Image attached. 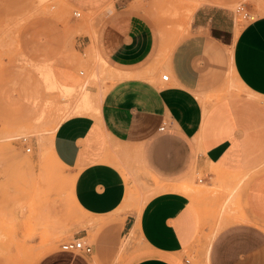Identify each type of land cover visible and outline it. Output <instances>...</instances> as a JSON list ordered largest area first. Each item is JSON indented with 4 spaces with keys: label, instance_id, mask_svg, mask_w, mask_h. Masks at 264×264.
<instances>
[{
    "label": "crops",
    "instance_id": "0c3cea01",
    "mask_svg": "<svg viewBox=\"0 0 264 264\" xmlns=\"http://www.w3.org/2000/svg\"><path fill=\"white\" fill-rule=\"evenodd\" d=\"M62 1L88 14L112 0ZM235 1L205 0L191 19L205 32L183 40L164 64L159 27L154 30L146 13L127 6L107 13L91 40L115 81L102 97L98 115L65 119L53 145L61 166L74 176L70 188L77 207L106 220L116 218L117 223L103 229L117 227L125 235L135 229L138 237L122 264H187L202 229L199 205L175 191L154 195L138 218L139 212L129 208L133 170L165 188L185 185L194 172H203L202 181L197 176L195 183L232 189L223 198L219 191L206 195L221 210L208 264H264V13L243 27L229 50L231 73L251 95L207 105L199 92L208 85L207 54L223 53L215 28H207L214 18L204 23L202 6L214 9L215 16ZM258 1L264 12V0ZM166 67L170 74L164 81L161 69ZM139 182L141 188L154 184L147 178Z\"/></svg>",
    "mask_w": 264,
    "mask_h": 264
},
{
    "label": "rangeland",
    "instance_id": "374dc122",
    "mask_svg": "<svg viewBox=\"0 0 264 264\" xmlns=\"http://www.w3.org/2000/svg\"><path fill=\"white\" fill-rule=\"evenodd\" d=\"M40 1L0 0V264H122L138 235H125L117 227L103 229L117 223L116 218L106 220L77 207L70 188L74 176L61 166L54 151V133L70 116H97V97L115 81L113 69L91 42L107 13L118 5L127 6L131 12L146 13L153 29L158 31L159 27L161 32L160 63L164 64L183 40L205 32L204 27L197 28L189 20V13L206 2L112 0L87 14L77 5L68 8L62 0ZM202 7L204 23L214 18L207 28H215L217 47L223 53L207 54L208 85L199 92L207 105L251 95L231 73L229 50L243 27L264 13L259 1L236 0L215 16L214 9ZM75 12H81V16L76 17ZM161 72L170 74V69L162 68ZM78 88V92L90 97V113L77 111ZM20 135L28 138L27 142L16 139ZM136 165L133 161L135 170ZM129 176L132 181L128 186L133 187L129 208L139 212L138 218L145 204L164 191L182 193L199 205L200 240L187 256L191 264H208L206 252L221 227V210L214 200L207 201L206 195L219 191V198H223L232 189H210L195 183L197 176L204 177L203 172H194L191 182L185 185L168 188L142 171L133 170ZM145 178L154 184L141 188L139 181ZM237 209L242 213L240 190ZM85 227H90L89 231L82 230ZM85 236L83 240L93 247L91 254L62 250L64 242Z\"/></svg>",
    "mask_w": 264,
    "mask_h": 264
},
{
    "label": "bare ground",
    "instance_id": "6f19581e",
    "mask_svg": "<svg viewBox=\"0 0 264 264\" xmlns=\"http://www.w3.org/2000/svg\"><path fill=\"white\" fill-rule=\"evenodd\" d=\"M42 1V0H41ZM40 1V2H41ZM43 2H45V0L43 1ZM229 6L230 7H232L233 6V4L232 3H229ZM195 11H196V8H194L193 10H191V12L189 13V20H191L192 19V17H193V14L195 13ZM51 65V64H50ZM103 71H104V73H105V70L104 69H102ZM107 73V72H106ZM110 73V72H109ZM112 73V72H111ZM110 73V74H111ZM101 74H103V73H101ZM113 74V73H112ZM111 74V75H112ZM96 75V74H95ZM104 75V74H103ZM114 76V75H113ZM117 76L119 77V78H121L122 77V75L121 74H117ZM114 77H116V76H114ZM236 79H237V77H236ZM113 82V81H112ZM111 83V82H110ZM82 86V85H81ZM105 86V85H104ZM107 86H109V85H107ZM80 87V86H79ZM84 87H86V83L84 84ZM84 87H82L81 88V90L83 91L84 90ZM110 88V86L108 87V88H105L103 91H102V93L100 94V96H98L97 97V99H96V105L97 106H99L100 105V102H101V99H102V97L104 96V94L108 91V89ZM78 90H80L79 88L76 90L77 92H78ZM80 90V91H81ZM68 91V90H67ZM77 92H76V94H77ZM69 93V92H68ZM70 93H72L71 92V90H70ZM74 93H75V90H74ZM79 93H81V92H78V95L80 96H78L79 98V102L76 104V107H77V111L78 112H85V111H88L89 112V110L91 111V105H89V102L87 101V100H90V97H89V99L87 98V96H89L88 94H87V96H86V94L84 93V92H82L81 94H79ZM96 94V93H95ZM65 97V96H64ZM64 97H63V99H64ZM74 98H75V95L73 96ZM72 97V98H73ZM96 97V96H95ZM92 101V100H91ZM94 102V101H93ZM93 102H91V104H93ZM95 103V102H94ZM93 105H95V104H93ZM92 105V106H93ZM90 106V107H89ZM95 107V106H94ZM96 108V107H95ZM76 111V110H75ZM96 111V110H95ZM90 113V112H89ZM76 114V113H75ZM97 114H98V112H97ZM69 115H71V114H69ZM66 116V115H65ZM63 118L64 117H61V119L63 120ZM60 119V120H61ZM61 120V121H62ZM60 121V122H61ZM50 132V131H49ZM24 137V135L22 136V135H20V136H18L16 139H20V138H23ZM15 138V137H14ZM51 140V139H50ZM51 142V141H50ZM174 189V188H173ZM172 189V190H173ZM135 232V229H133L131 232H130V236L133 234ZM132 238V237H131ZM133 239V238H132ZM130 242H131V240H130ZM129 242V243H130ZM127 243H128V241H127ZM209 249H210V244H209V247H208V249H207V252H206V257L208 256V254H209Z\"/></svg>",
    "mask_w": 264,
    "mask_h": 264
},
{
    "label": "built area",
    "instance_id": "2783aa9c",
    "mask_svg": "<svg viewBox=\"0 0 264 264\" xmlns=\"http://www.w3.org/2000/svg\"><path fill=\"white\" fill-rule=\"evenodd\" d=\"M75 16L76 17H80L81 16V12H75ZM169 78V74L165 73L162 75V80L167 81ZM24 142H27L28 138H23L22 139ZM27 151L30 152L31 148L28 147ZM200 181H202V178H200ZM61 248L63 251H77V252H82L84 254H91L93 251V247L91 244L86 243L82 238H73L70 239L66 242H64L61 245ZM186 263L187 264H191V260L190 258H186Z\"/></svg>",
    "mask_w": 264,
    "mask_h": 264
}]
</instances>
